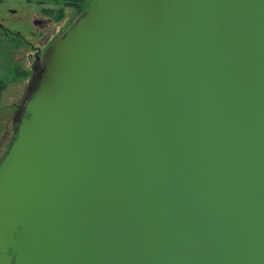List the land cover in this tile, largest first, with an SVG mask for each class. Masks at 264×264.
Returning a JSON list of instances; mask_svg holds the SVG:
<instances>
[{
	"label": "water",
	"instance_id": "water-1",
	"mask_svg": "<svg viewBox=\"0 0 264 264\" xmlns=\"http://www.w3.org/2000/svg\"><path fill=\"white\" fill-rule=\"evenodd\" d=\"M0 160V264H264V0H88Z\"/></svg>",
	"mask_w": 264,
	"mask_h": 264
},
{
	"label": "rangeland",
	"instance_id": "rangeland-1",
	"mask_svg": "<svg viewBox=\"0 0 264 264\" xmlns=\"http://www.w3.org/2000/svg\"><path fill=\"white\" fill-rule=\"evenodd\" d=\"M42 1L0 0V160L32 94L29 86L34 80L37 56L43 57L52 42L86 11L88 2L76 0L72 6L67 1L61 4ZM52 8L53 15L46 12ZM36 20L46 23L40 26L35 24Z\"/></svg>",
	"mask_w": 264,
	"mask_h": 264
},
{
	"label": "flooded vegetation",
	"instance_id": "flooded-vegetation-1",
	"mask_svg": "<svg viewBox=\"0 0 264 264\" xmlns=\"http://www.w3.org/2000/svg\"><path fill=\"white\" fill-rule=\"evenodd\" d=\"M46 23L45 20H36L35 24H39L40 26H43ZM45 54V53H44ZM41 58L40 56H37L35 62H34V66H33V70L35 72V76H34V80H32V85L29 86L30 91L32 92V90L36 87L37 85V79L36 76L38 73H40V71L42 70L43 66L41 63Z\"/></svg>",
	"mask_w": 264,
	"mask_h": 264
},
{
	"label": "trees",
	"instance_id": "trees-1",
	"mask_svg": "<svg viewBox=\"0 0 264 264\" xmlns=\"http://www.w3.org/2000/svg\"><path fill=\"white\" fill-rule=\"evenodd\" d=\"M28 1H32V0H28ZM69 2L70 3V5H72V6H75L76 5V0H43L42 2L44 3V2H53V3H59V4H61V3H63V2ZM78 5V7H79V4H77ZM88 6H89V4H88V2H87V8H88ZM61 11H59V13H60V16L62 17V14H63V9H60ZM78 10H79V8H78ZM86 10V9H85ZM84 10V11H85ZM81 11V10H80ZM46 12H48V13H50V14H54V12H55V9H50V10H46ZM5 87V86H4Z\"/></svg>",
	"mask_w": 264,
	"mask_h": 264
}]
</instances>
